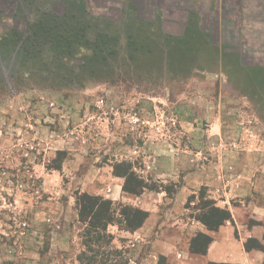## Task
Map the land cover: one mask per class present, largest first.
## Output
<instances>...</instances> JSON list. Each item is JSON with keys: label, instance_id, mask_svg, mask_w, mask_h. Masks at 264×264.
Returning a JSON list of instances; mask_svg holds the SVG:
<instances>
[{"label": "rangeland", "instance_id": "obj_1", "mask_svg": "<svg viewBox=\"0 0 264 264\" xmlns=\"http://www.w3.org/2000/svg\"><path fill=\"white\" fill-rule=\"evenodd\" d=\"M83 4L84 19L109 23L110 66L87 47L60 72L0 66V264H183V253L205 264L193 244L216 232L201 221L214 208L264 256V70L235 65L218 40L204 44L198 32L218 24L210 0H150L158 12L143 24L133 0ZM6 18L0 41L15 25ZM120 183L135 200H111L107 227L81 222V195L110 200ZM144 193L164 197L157 219L161 241H175L170 256L127 223Z\"/></svg>", "mask_w": 264, "mask_h": 264}, {"label": "trees", "instance_id": "obj_2", "mask_svg": "<svg viewBox=\"0 0 264 264\" xmlns=\"http://www.w3.org/2000/svg\"><path fill=\"white\" fill-rule=\"evenodd\" d=\"M132 6L133 13L139 12L137 18L140 24L144 23L143 16L148 15L152 10L155 15L158 12L155 4L153 6L150 4V0H133ZM85 13L87 11L83 0H0V21L8 17L15 22L14 26L6 27L7 33L0 41V66L4 65L5 69L13 70L14 75L23 70L26 64L33 65L35 70L40 72L36 64L43 62L48 73L60 72L58 70L65 66L63 61L71 58L79 48L83 47L90 48L104 68L110 66L109 59L117 52L114 39L108 32L109 23L105 19L104 27L100 28L101 21L92 24L84 19L85 15L87 16ZM198 33L200 37L202 36L204 44L209 42L212 45L217 42V35L207 28L202 34ZM1 47L7 51L2 53ZM47 55L50 59L44 60ZM229 55L225 53V56ZM55 68L58 70L56 71ZM1 78V81L5 82L4 78ZM51 82L57 87L69 84L64 79H55ZM138 186L141 190L146 187L142 183ZM123 191L139 194L129 191L127 184ZM78 205L81 222H88L92 228H100L104 226V222L106 227L111 224L110 218L107 217L113 206L111 200L82 194ZM125 212L128 216L127 223L134 230L141 228L148 218V213L138 208L126 209ZM232 220L229 210L214 208L211 214L204 216L201 221L211 231H218L227 221ZM201 238L206 240L204 248H194L193 244V251L204 255L213 239L208 235H202Z\"/></svg>", "mask_w": 264, "mask_h": 264}, {"label": "crops", "instance_id": "obj_3", "mask_svg": "<svg viewBox=\"0 0 264 264\" xmlns=\"http://www.w3.org/2000/svg\"><path fill=\"white\" fill-rule=\"evenodd\" d=\"M210 3L212 6L207 15L212 16L218 24L217 30H209L217 35L221 50L227 55L235 54L237 66L250 65L264 70V0H210ZM250 81L257 82L256 78ZM261 82L264 83V79H261ZM112 192L109 199L114 202L122 199L135 200L125 195L122 183ZM157 195L144 193L141 198H136L140 201L141 208L148 213V218L135 234L139 235L141 241L156 234L157 241H151L154 248L161 250L162 255L170 256L174 251L175 241H161L166 237V230L163 228V221L157 219V212L158 204L164 197ZM178 200L182 201V197ZM209 236L213 241L207 247L206 253L200 256L205 264H264V256L246 250L245 245L234 236L233 229L226 224ZM190 256V253H183L177 261L193 264Z\"/></svg>", "mask_w": 264, "mask_h": 264}]
</instances>
